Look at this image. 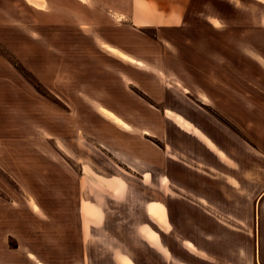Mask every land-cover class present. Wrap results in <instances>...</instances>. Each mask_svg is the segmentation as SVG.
Returning <instances> with one entry per match:
<instances>
[{
    "label": "rangeland",
    "instance_id": "1",
    "mask_svg": "<svg viewBox=\"0 0 264 264\" xmlns=\"http://www.w3.org/2000/svg\"><path fill=\"white\" fill-rule=\"evenodd\" d=\"M129 2L46 0L39 26L27 10L24 24L0 28V202L12 214L0 224L15 229L27 223L35 201L61 214L62 226L65 214L79 212L80 181L91 187L89 202L102 209L93 184L119 186L142 178L149 186L154 176L163 187L152 190L170 205H185L188 215L189 205L176 194L187 190L169 186L166 170L170 182L154 171L153 177L148 170L139 171L143 177L132 171L127 165L139 170L144 163H131L125 146H115L119 139L161 152L162 160L184 166L202 182L216 181L206 173L217 160L208 149L218 147L229 157L226 165L217 160L222 179L234 177L238 186L216 213L227 212L229 230L241 226L231 218L256 213V197L264 192V70L250 54L264 57V6L255 0H194L181 26L136 27L126 13ZM231 3L242 11L232 14ZM224 19L235 22L232 28ZM236 22L245 28H235ZM174 115L192 122L217 147L207 138V147L198 142L203 139L191 128L186 130L192 137L176 136L173 124L184 132L185 123ZM152 209L167 216L161 203L149 202L146 212Z\"/></svg>",
    "mask_w": 264,
    "mask_h": 264
},
{
    "label": "crops",
    "instance_id": "2",
    "mask_svg": "<svg viewBox=\"0 0 264 264\" xmlns=\"http://www.w3.org/2000/svg\"><path fill=\"white\" fill-rule=\"evenodd\" d=\"M255 1L264 6L263 0ZM193 3L194 0H130L129 10L126 13L132 25L136 27L181 26L186 22L188 9ZM45 5L46 0L42 2L13 0V5L8 6L0 2V28L24 24L25 17L28 16L27 10L32 13L36 25L39 26L42 15L40 9H43ZM205 7L210 8L207 3ZM230 8L232 14L242 11L233 3ZM54 20H56L55 17ZM207 21L208 19L202 21L201 28L204 31L209 30ZM223 22L226 27L231 28L235 23L226 19ZM236 23L240 25L235 28L239 26L245 28L243 22ZM212 25L215 29L220 28L217 21H212ZM250 55L264 70V57ZM164 117L166 118L165 112ZM176 117L183 118L180 115H174L175 119ZM183 121L185 130L182 128V131L188 133L186 129L191 128L202 137V141L196 140L205 147H207L205 138L214 144L192 122L184 118ZM172 130L176 136L189 135V133L181 132L180 128L174 124ZM257 131L260 132L258 128ZM143 133L150 136L147 132ZM121 140L115 141V146L119 150H123L125 146L129 151L127 158L130 162L144 163L143 165L141 163L139 170L129 165L127 167L140 175L144 170H148L145 174L149 176L153 174V171L156 174H164L170 182L165 174L166 170L172 179L169 186L172 184L178 190L177 192L187 190L186 192L190 194L181 196L180 193H176L183 198V203L189 205L190 213L185 214V205L180 203L170 205L169 199H163L162 194L152 190L157 187L154 185H159L158 188L163 187L157 176H154L155 180L150 179L149 186L143 183L142 178L138 181H119V186L103 184L99 187L93 184V187L100 190V193H97L98 197L104 200L102 209L95 202H89L87 198L90 196L89 188L91 187L88 184L83 186L84 183L80 181L79 212L77 215L73 212L65 214V222L62 226L59 224L62 219L61 214L52 213L50 205H39L35 201L31 202L32 212L27 213L30 215L27 223H19L15 229L9 228L8 224H0V264H216L217 262L219 264H264V192L256 197L255 214L231 218L239 221L240 227L231 226L229 230L224 225L227 221V212L216 213V210L226 208L228 198H233V189L238 186V181L234 177L222 179L223 171L217 164L218 161L225 162L229 157L221 149L215 144L217 148L208 149L218 161L212 159L215 162L214 165L211 163L209 168L212 172L209 170L206 174L216 181L202 182L193 174L186 173L184 166L182 168L172 166L168 160H162L161 152L152 154L143 149L142 144L136 140L131 139L127 144L125 142L122 144ZM198 142L191 143L195 146L194 149L201 151L203 147ZM184 147L181 154L186 157ZM223 155L224 158H222ZM141 176L143 177L144 174ZM200 198L209 202L207 206L215 210L201 205ZM149 202L161 203L166 208L167 216L155 209L147 213L146 207ZM32 203L38 207L39 212L34 211ZM0 206H2L0 220H9L12 214L8 211L3 212V209H8V204L6 203L3 207L0 202ZM41 215L51 222L42 224ZM17 220H24V218H17ZM28 221L34 222L33 227H29ZM13 238L17 243L16 247H11L9 244ZM184 241H188L189 245H184Z\"/></svg>",
    "mask_w": 264,
    "mask_h": 264
},
{
    "label": "bare ground",
    "instance_id": "3",
    "mask_svg": "<svg viewBox=\"0 0 264 264\" xmlns=\"http://www.w3.org/2000/svg\"><path fill=\"white\" fill-rule=\"evenodd\" d=\"M31 1H35V2H38L39 1V2H42V0H31Z\"/></svg>",
    "mask_w": 264,
    "mask_h": 264
},
{
    "label": "flooded vegetation",
    "instance_id": "4",
    "mask_svg": "<svg viewBox=\"0 0 264 264\" xmlns=\"http://www.w3.org/2000/svg\"><path fill=\"white\" fill-rule=\"evenodd\" d=\"M139 180H141V178Z\"/></svg>",
    "mask_w": 264,
    "mask_h": 264
}]
</instances>
